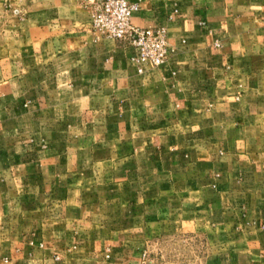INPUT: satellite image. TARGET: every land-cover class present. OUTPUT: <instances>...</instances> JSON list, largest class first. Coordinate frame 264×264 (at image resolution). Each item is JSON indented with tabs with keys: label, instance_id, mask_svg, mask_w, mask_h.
Returning a JSON list of instances; mask_svg holds the SVG:
<instances>
[{
	"label": "crops",
	"instance_id": "crops-1",
	"mask_svg": "<svg viewBox=\"0 0 264 264\" xmlns=\"http://www.w3.org/2000/svg\"><path fill=\"white\" fill-rule=\"evenodd\" d=\"M94 1L0 0V264H264V0H128L157 67Z\"/></svg>",
	"mask_w": 264,
	"mask_h": 264
},
{
	"label": "built area",
	"instance_id": "built-area-1",
	"mask_svg": "<svg viewBox=\"0 0 264 264\" xmlns=\"http://www.w3.org/2000/svg\"><path fill=\"white\" fill-rule=\"evenodd\" d=\"M135 9L137 3L128 0H95L90 7V27L100 37L121 40L135 48L136 62L157 67L167 59V30L164 26L133 25L131 16ZM12 13L21 15L17 8Z\"/></svg>",
	"mask_w": 264,
	"mask_h": 264
},
{
	"label": "rangeland",
	"instance_id": "rangeland-1",
	"mask_svg": "<svg viewBox=\"0 0 264 264\" xmlns=\"http://www.w3.org/2000/svg\"><path fill=\"white\" fill-rule=\"evenodd\" d=\"M183 239L184 237L165 240L164 244L167 242V245L164 250H162L163 248L158 249L154 258L149 257L145 264H200L203 257L202 248L199 251L193 250L187 244L191 243L192 240L185 241Z\"/></svg>",
	"mask_w": 264,
	"mask_h": 264
}]
</instances>
